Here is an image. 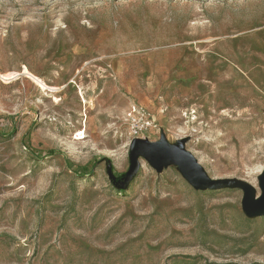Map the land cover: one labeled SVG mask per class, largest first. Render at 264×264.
<instances>
[{
	"label": "rangeland",
	"instance_id": "obj_1",
	"mask_svg": "<svg viewBox=\"0 0 264 264\" xmlns=\"http://www.w3.org/2000/svg\"><path fill=\"white\" fill-rule=\"evenodd\" d=\"M140 138L263 196L264 0H0V264H264L245 190Z\"/></svg>",
	"mask_w": 264,
	"mask_h": 264
},
{
	"label": "water",
	"instance_id": "obj_2",
	"mask_svg": "<svg viewBox=\"0 0 264 264\" xmlns=\"http://www.w3.org/2000/svg\"><path fill=\"white\" fill-rule=\"evenodd\" d=\"M135 144L143 145L147 149L150 159L154 161L158 169L171 166L172 164H179L185 174L189 177L192 184L199 190L213 189L220 190L221 188H242L245 190V198L243 205L245 206L246 213L249 216L264 215V194L262 197L257 198V189L252 184L240 179V178H224L215 180L203 172L199 162L195 157L183 147H179L177 150L168 153L163 151L160 153L157 146L153 145L146 138L134 139ZM262 184L264 189V177L262 178Z\"/></svg>",
	"mask_w": 264,
	"mask_h": 264
},
{
	"label": "built area",
	"instance_id": "obj_3",
	"mask_svg": "<svg viewBox=\"0 0 264 264\" xmlns=\"http://www.w3.org/2000/svg\"><path fill=\"white\" fill-rule=\"evenodd\" d=\"M133 113L127 116V125L134 136L145 135L151 128L156 127L155 120L146 110L139 107Z\"/></svg>",
	"mask_w": 264,
	"mask_h": 264
},
{
	"label": "bare ground",
	"instance_id": "obj_4",
	"mask_svg": "<svg viewBox=\"0 0 264 264\" xmlns=\"http://www.w3.org/2000/svg\"><path fill=\"white\" fill-rule=\"evenodd\" d=\"M3 77H4L5 79H9V75H8V76L3 75ZM37 80H38V79H37ZM38 83H39V86H42V88L46 86V84H44L42 81H39V80H38Z\"/></svg>",
	"mask_w": 264,
	"mask_h": 264
}]
</instances>
